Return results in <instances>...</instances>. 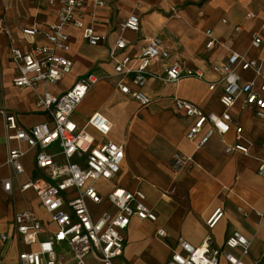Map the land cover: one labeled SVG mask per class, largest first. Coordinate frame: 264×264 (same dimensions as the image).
Instances as JSON below:
<instances>
[{
	"label": "crops",
	"instance_id": "1",
	"mask_svg": "<svg viewBox=\"0 0 264 264\" xmlns=\"http://www.w3.org/2000/svg\"><path fill=\"white\" fill-rule=\"evenodd\" d=\"M58 10L59 0H0V17L4 16L3 23L9 31V36L0 32V264H19L20 250L36 248V245L22 244L15 237L13 214L16 210L29 209L43 221L45 228L40 238L51 235L56 228L35 192L19 189L23 181L34 175L35 149H29L25 142L10 144L25 151L21 159L25 171L20 175H14L6 162L7 145L1 110L15 113L19 124L25 127L46 120V114L36 106L35 91L12 83L16 71L9 55V45L25 49L30 42H44L40 34L33 38L24 36L22 29L32 25L47 28L55 22ZM82 12L84 25L92 26L103 40L90 45L82 38L79 28L68 26L65 55L73 61L71 71L56 84H38L36 91L59 94L88 72L101 77L85 95H97L100 99L99 108L89 116L99 111L111 121L108 137L121 143L125 154L118 175L112 181H104L108 188L101 190L106 193L114 184L130 190L141 189L146 204L156 213L153 222L131 218L123 232L122 262L166 264L171 251L177 249L178 238L199 245L209 237L212 246L222 249L225 238L232 231H239L251 240V249L245 260L256 259L264 249V215L259 219L255 212L264 203V178L257 173L259 160L264 158L260 147L264 143V118L255 117L252 110L244 107L242 98H238L229 109L231 130L222 136L211 135L203 146L198 147L196 142L203 132L193 141L186 138L192 118L176 111L174 99L189 100L204 112L221 113L224 108L219 102L220 88L209 90L205 81L195 78L168 82L151 76L143 91L150 97L149 104L152 105L145 115L150 123L154 122L155 129H151V124L141 122L145 129L133 132V119L140 115L142 107L115 86L109 51L116 39L123 37L128 41L125 51L135 59L139 46L147 38L158 36L169 57L154 61L148 68L151 73L163 75L169 63L180 59L201 68L206 79L213 81L217 75L212 65L224 63L231 51L263 59L264 64V33L258 47L250 46L252 34L264 17V0H105L102 7L86 0ZM248 12L254 16H247ZM130 14L139 17L137 33L118 27ZM207 29L214 38L223 41L224 46L205 49ZM240 75L243 80L253 78L252 71H241ZM110 78L112 87L108 82ZM215 103L221 106V110L212 109ZM76 111L73 118L79 124L85 123L89 116L80 122L75 116ZM117 122H122L120 130L116 127ZM235 124L242 127L241 141L250 144L249 155L224 152L225 146L235 141ZM128 128L131 132L126 133ZM135 134L146 144L142 158H137L129 145ZM176 154L184 160L179 166L174 164ZM9 178L12 187L7 192L3 189V181ZM216 208L222 209V216L209 228L206 221ZM157 228L167 233L166 241L158 239L163 245L159 255L147 250L151 248L149 231L156 235ZM2 235H6V239ZM57 252L64 257V264L71 262L73 254L65 243L57 244ZM233 252L239 254L238 249ZM220 263H224L222 256Z\"/></svg>",
	"mask_w": 264,
	"mask_h": 264
},
{
	"label": "built area",
	"instance_id": "2",
	"mask_svg": "<svg viewBox=\"0 0 264 264\" xmlns=\"http://www.w3.org/2000/svg\"><path fill=\"white\" fill-rule=\"evenodd\" d=\"M86 0H59V10L55 22L45 29L35 25L22 29L24 36L33 38L40 34L42 43L30 42L22 49L10 43L9 55L15 67L13 85L29 87L35 91L36 106L47 116L46 120L25 127L19 124L16 114L2 109L4 139L7 145L6 162L14 175L24 173L21 162L25 151L10 145L25 142L33 155L34 175L23 181L20 190L32 189L40 205L44 208L55 231L40 238L44 231L43 221L31 210H16L13 214L14 234L24 245H36L33 250H20L19 264H64V257L58 255L57 244L65 243L73 254L69 264H124L121 260L124 248V235L132 217L155 221L156 213L145 202L141 189L130 190L114 184L104 193L97 181H112L118 175L124 160V147L108 136L112 129L111 121L101 112H93L83 124H79L73 114L85 95L101 77L88 72L78 77L65 91L53 94L48 90L37 92L38 84H56L70 73L73 61L65 55L68 49L66 28H79L82 38L90 45L103 40L90 25L82 21V7ZM96 7H102L105 0H91ZM247 16H254L247 13ZM0 17V32L9 36L7 26ZM120 30L137 33L140 29L139 17L128 15L119 23ZM238 28V27H237ZM264 33V17L259 28L252 34L250 46L258 47ZM205 49L224 46L223 41L205 31ZM128 41L118 37L109 51L113 63L115 86L124 95L136 100L140 107L150 103V97L143 91L149 77L168 82L182 78H195L205 81L209 90L219 87V102L224 110L221 113L204 112L189 100L175 98L178 113L191 117L186 138L203 146L213 134L224 135L232 128L229 109L238 98L244 107L252 110L255 117L264 118V64L263 59L246 57L244 53L231 51L221 65H212L217 75L208 81L203 70L190 66L184 60H174L165 67L163 75L151 73L148 68L154 61L166 60L168 50L158 36L147 38L140 46L134 59L125 49ZM241 71H252L253 78L243 80ZM235 141L227 144L225 153L250 154V144L242 142V127L233 126ZM264 153V143L260 145ZM184 162L178 154L174 157L175 166ZM257 173L264 178V158L259 160ZM11 178L3 181V189L11 191ZM258 217L264 215V203L256 210ZM216 208L206 224L212 228L222 216ZM159 238L167 237L162 228L155 230ZM6 239V235H2ZM251 240L239 231H232L224 241L222 249L210 244L206 237L199 245H193L178 238L177 249L170 253L166 264H264V249L260 255L248 262L245 257L251 249ZM239 250V254L233 252ZM221 256L224 263H220ZM90 259V262L87 261Z\"/></svg>",
	"mask_w": 264,
	"mask_h": 264
},
{
	"label": "rangeland",
	"instance_id": "3",
	"mask_svg": "<svg viewBox=\"0 0 264 264\" xmlns=\"http://www.w3.org/2000/svg\"><path fill=\"white\" fill-rule=\"evenodd\" d=\"M113 79V76L111 77ZM109 79L108 82H109V85L112 87V83H111V80L112 79ZM91 89V88H90ZM89 89V90H90ZM100 106V99L97 95H94V96H86L82 102L78 105L77 107V111L75 113V116L76 118L78 119V121L80 122H83L84 120L87 119V117L89 116V114L95 110V109H98ZM152 105L149 104L147 106H143L141 109L142 111H140V115L136 117V119H133V128L131 129L133 132L135 131H141L143 129H145L143 127V124H146L148 125L151 124L153 128H151L152 130H154V122H149L148 121V118L146 117L145 113L147 112V110L150 109ZM222 106V105H221ZM221 106L218 104V103H215L214 107H212V109L214 110H221ZM140 119V120H139ZM141 119L143 121H141ZM142 122V123H141ZM122 126V122H117L116 123V127L117 129L120 130V127ZM128 132H131L130 131V128H128V130L126 131V133ZM230 135V134H229ZM129 145L131 146L132 150H133V154L137 156V158H142V156H144L145 152H146V144L144 142V139L141 138V136L135 134L134 137H131V140H130V143ZM118 181V180H117ZM118 182H121V180L119 179ZM97 186L102 189V190H106L108 187H107V184L106 182L102 181V180H99L97 181ZM221 209V208H220ZM222 210V209H221ZM263 217L259 218V219H262ZM148 238L150 243H151V248H148L147 250H153L154 253H156L157 255H159L161 253V251L163 250V245L160 244L158 242V239L159 237H157L156 235H153L152 234V231H149V234H148ZM151 237V238H150ZM167 237L163 238L165 241L167 240L166 239ZM162 239V238H160ZM67 249V248H65Z\"/></svg>",
	"mask_w": 264,
	"mask_h": 264
}]
</instances>
